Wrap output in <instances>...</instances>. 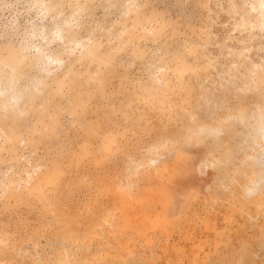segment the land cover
Here are the masks:
<instances>
[{
  "label": "rangeland",
  "instance_id": "obj_1",
  "mask_svg": "<svg viewBox=\"0 0 264 264\" xmlns=\"http://www.w3.org/2000/svg\"><path fill=\"white\" fill-rule=\"evenodd\" d=\"M0 264H264V0H0Z\"/></svg>",
  "mask_w": 264,
  "mask_h": 264
},
{
  "label": "bare ground",
  "instance_id": "obj_2",
  "mask_svg": "<svg viewBox=\"0 0 264 264\" xmlns=\"http://www.w3.org/2000/svg\"><path fill=\"white\" fill-rule=\"evenodd\" d=\"M44 8H42V10H43ZM44 12V11H43ZM53 31V33L57 36V35H59L60 33H61V28L59 27V26H56V27H54V29L52 30ZM36 31L33 29V33H35ZM15 36V35H14ZM48 59L49 60H51V61H53V60H55L56 58L55 57H53V58H51V57H49L48 56ZM48 60V61H49ZM13 98H15V97H17V95L16 94H13V95H11ZM51 166V165H50ZM53 167V166H52ZM56 167V166H55ZM59 167V166H58ZM49 170V169H48ZM48 172V171H47ZM51 172V171H50ZM48 174V173H47ZM46 174V175H47ZM47 177H48V175L47 176H44V178H43V176H42V178L43 179H47ZM52 178H53V173H52ZM45 179V181H47ZM54 179H55V177H54ZM40 180V179H39ZM51 179H49V181H50ZM57 180V179H56ZM35 181V180H34ZM52 181V180H51ZM38 182V181H37ZM38 184V183H37ZM43 184V183H42ZM36 186V185H35ZM31 187H33V186H31ZM39 192V191H38ZM40 193V192H39Z\"/></svg>",
  "mask_w": 264,
  "mask_h": 264
}]
</instances>
